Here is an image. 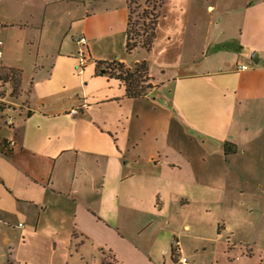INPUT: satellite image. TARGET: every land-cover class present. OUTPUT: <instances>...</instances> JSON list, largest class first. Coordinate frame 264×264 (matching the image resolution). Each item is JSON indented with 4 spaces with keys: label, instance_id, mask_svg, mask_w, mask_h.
<instances>
[{
    "label": "crops",
    "instance_id": "obj_1",
    "mask_svg": "<svg viewBox=\"0 0 264 264\" xmlns=\"http://www.w3.org/2000/svg\"><path fill=\"white\" fill-rule=\"evenodd\" d=\"M72 1L32 0L25 23L1 25L12 36L0 66L21 78L17 92L0 83L17 106L0 130L15 142L0 156V264H220L264 202V0L227 13L198 58L183 56L191 0H172L149 57L133 62L110 47L125 45L126 1ZM113 59L147 61L146 96L96 73Z\"/></svg>",
    "mask_w": 264,
    "mask_h": 264
},
{
    "label": "rangeland",
    "instance_id": "obj_2",
    "mask_svg": "<svg viewBox=\"0 0 264 264\" xmlns=\"http://www.w3.org/2000/svg\"><path fill=\"white\" fill-rule=\"evenodd\" d=\"M91 1L92 0H74L72 1V7L76 5L77 8L82 10L84 3ZM170 1L172 0H166L165 3L162 5L160 9L159 21H166L168 19L166 11L167 9H169L168 6L170 5ZM245 2L246 0H191L189 8V20L186 31L187 34L191 36V32L196 30L193 27L194 22L196 23L197 30L196 32H194V38L191 37L188 40L190 44L186 45V47L184 48L185 53L183 54V56H186L187 54L190 57H201L200 51H203V49L201 48H203L206 43L204 42L205 36L207 35L206 32H209V37H213L214 35H216L218 33V30L223 28V24H226L223 23L224 18L227 20L226 22L228 24L229 17L225 15L227 13H234L240 11L242 7H244ZM23 3L25 4V6L22 5ZM31 4L32 0H0V29L2 24H5L10 20L13 22H19L20 20L22 23H25V20H27V16L24 15L25 13H23V11L28 9ZM208 5H213L215 11L209 13V11L207 10ZM39 19H41V17H33V20H37L38 23ZM11 31L12 30H0V40L3 42V44L11 41ZM69 34H72V39L75 36H80L81 34L79 32V27H73L71 33ZM66 40H70V35L67 37ZM103 44L106 45V42ZM35 46L36 43L33 45L28 44L23 49L19 48L18 52L20 53L22 51L26 59V57H28V52L35 51ZM72 47H76L73 40ZM110 47L112 50V56L124 57L128 62H133L135 58H140L142 56H145V58L149 57V53H146L144 50L141 49L135 50V52L128 54L125 51L123 39L121 36H117L113 40H111ZM1 48L3 51V46ZM41 50L44 51L43 48ZM14 55L17 56L16 52L14 53ZM30 66L31 65L27 62L24 63V69L26 70L25 77L29 76L28 72ZM157 96L156 98H158ZM19 98H24L22 93L19 95ZM158 101L159 100L156 99L155 103L158 104ZM239 229L240 226L237 224V239L234 240L236 246L233 249H227L225 251L226 255H224V257H221L222 259L220 261V264H264V202L257 207H252L251 211L248 213L246 227L247 230L241 231ZM243 234L251 237L249 243H246L249 244V246L245 245L242 239Z\"/></svg>",
    "mask_w": 264,
    "mask_h": 264
},
{
    "label": "trees",
    "instance_id": "obj_3",
    "mask_svg": "<svg viewBox=\"0 0 264 264\" xmlns=\"http://www.w3.org/2000/svg\"><path fill=\"white\" fill-rule=\"evenodd\" d=\"M127 23L125 29V51L129 54L141 49L149 53L156 35L160 9L166 0H125ZM96 73L115 79L124 88L127 98H142L152 89L149 84L148 65L141 60L130 67L116 59L95 61ZM21 71L0 66V83H9L12 92H17ZM11 92V94H12Z\"/></svg>",
    "mask_w": 264,
    "mask_h": 264
},
{
    "label": "built area",
    "instance_id": "obj_4",
    "mask_svg": "<svg viewBox=\"0 0 264 264\" xmlns=\"http://www.w3.org/2000/svg\"><path fill=\"white\" fill-rule=\"evenodd\" d=\"M73 42L78 46V52L76 55L77 58V72L81 73L86 62L88 61V55L86 51V38L83 35L75 36ZM2 41L0 40V56L2 54L1 51ZM237 71H245L248 70L249 67L246 64H239L236 67ZM5 89L2 88V84H0V130L2 128L11 129L14 126V120L12 113L17 108L12 102H9L5 98ZM21 107V106H18ZM78 112L77 109L71 110L72 114H76ZM15 146L14 139L11 136H2L0 134V156L6 155L10 152ZM178 264H187L185 257L178 258Z\"/></svg>",
    "mask_w": 264,
    "mask_h": 264
}]
</instances>
